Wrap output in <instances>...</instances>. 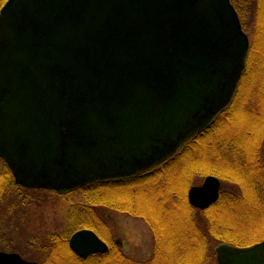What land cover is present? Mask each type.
I'll use <instances>...</instances> for the list:
<instances>
[{
  "label": "water",
  "instance_id": "1",
  "mask_svg": "<svg viewBox=\"0 0 264 264\" xmlns=\"http://www.w3.org/2000/svg\"><path fill=\"white\" fill-rule=\"evenodd\" d=\"M250 39L231 0H6L0 9V156L25 187L60 192L171 157L232 100ZM220 179L188 190L206 209ZM102 252L92 229L69 238ZM264 264V240L215 247ZM0 264H40L0 251Z\"/></svg>",
  "mask_w": 264,
  "mask_h": 264
},
{
  "label": "trees",
  "instance_id": "2",
  "mask_svg": "<svg viewBox=\"0 0 264 264\" xmlns=\"http://www.w3.org/2000/svg\"><path fill=\"white\" fill-rule=\"evenodd\" d=\"M5 1L0 0V8ZM232 2L245 28L248 0ZM252 3L253 36L245 69L229 107L165 162L134 176L98 181L67 192L69 195L79 194L81 201L69 200L72 207L68 210L63 233L58 239L49 240L43 254H40L41 246L33 259L43 264H143L129 259L118 245H114L108 222L97 210L99 206L137 215L148 221L154 234L155 254L145 264H213L214 252L209 239L238 246L264 239L263 234L261 238H253V230L264 227V163L260 157L264 141V0H253ZM246 93L248 97H244ZM244 104L249 107V115L244 111L246 107L243 110ZM245 115H259L262 123L258 127L244 126L242 132L239 128L234 129L231 136L224 133L229 122L236 125L245 122ZM218 139L220 142L215 144ZM213 147L219 152L216 153ZM0 160L3 168L0 170L1 203L12 188L19 186L6 162ZM197 173L202 176L216 174L238 187L237 192L223 191L217 202L199 211L207 218L203 223L200 216L197 218L201 220L194 216L195 209L187 197V189L196 183ZM177 207L181 210H176ZM257 210L262 224L251 223ZM164 213L175 215L172 221L174 228L185 241L188 237L193 240V244L183 243L170 232ZM243 220L247 221L246 224L242 223ZM205 223L207 227L203 226ZM80 227L93 228L112 247L105 254L79 257L70 249L68 239Z\"/></svg>",
  "mask_w": 264,
  "mask_h": 264
},
{
  "label": "rangeland",
  "instance_id": "3",
  "mask_svg": "<svg viewBox=\"0 0 264 264\" xmlns=\"http://www.w3.org/2000/svg\"><path fill=\"white\" fill-rule=\"evenodd\" d=\"M252 2L253 0H248L247 9H245L247 11L245 30L248 33L250 40L252 39V33L254 31V5ZM244 97H248V94L246 93ZM245 107L246 105L244 104L243 110ZM248 108L249 107H246L244 111L249 115L250 113L247 110ZM248 115H245L247 116L245 117V122H239L237 124L238 126L232 121L229 122L224 133L228 136H231L234 129L239 128L242 132L244 126L258 127L262 123V120L258 118L259 115H255L256 117ZM249 133L250 132L247 131V134ZM241 139L243 138L241 137ZM249 140L250 138H248V141ZM219 142L220 140L218 139L215 144ZM217 149L218 148L214 149L216 153L219 152ZM260 152L263 154L262 160L264 163V141L262 142ZM0 170L3 171L2 160H0ZM207 175L208 174L202 176L197 173L194 179V182L196 183H193L192 185L200 184ZM223 182L224 190H231L232 192L238 191V187L235 184L230 183L228 180H223ZM18 186L19 187L12 188L10 193L5 196V201L0 203V250L19 252L25 258L35 260L33 259V256L36 253L38 254L40 251L39 246H43L44 250L42 249L40 253L43 254V251H45V246L49 240H56L60 237L59 235L63 233L66 225L68 210L72 207L69 200L73 199L74 201H81L82 196L79 194L69 195L68 193H58L53 190L38 191L33 188H25L20 184H18ZM189 188L187 190H189ZM145 192L148 193L147 191ZM175 209L181 210V207H177ZM97 210L100 215H102V217H104L108 222V226L113 238L122 240V250L126 256L133 258L136 262L143 264L152 260L155 254V242L154 234L148 221L137 215L120 212L115 209L105 208L102 206L97 207ZM258 215L259 212L257 210L256 215H254V218L251 219V223L262 224V221L258 219ZM198 216H200L202 220H205L202 221L198 218L202 223L206 222L207 218H205V215L199 214ZM173 218H175V215L171 213H164V219L170 227V232L172 234L175 233L174 236L183 240V243L188 244V242H190L193 244V240H190L189 237L188 240L185 241L184 236L178 234L180 232H177V229L174 228L172 222ZM245 221L243 220L242 223L246 224ZM70 223L71 221L69 224ZM207 223L202 225L207 227ZM253 231V238H261V235H264V227ZM216 244L217 242L209 239V245L213 248L214 252V256H212L213 264H216V256L214 251ZM175 250L178 251L180 249L175 248Z\"/></svg>",
  "mask_w": 264,
  "mask_h": 264
},
{
  "label": "flooded vegetation",
  "instance_id": "4",
  "mask_svg": "<svg viewBox=\"0 0 264 264\" xmlns=\"http://www.w3.org/2000/svg\"><path fill=\"white\" fill-rule=\"evenodd\" d=\"M260 157H261V159H262V157H263V154H261L260 155ZM262 162H263V160H262ZM218 177V176H217ZM219 179H220V189H219V197H218V199L220 198V195H221V193L223 192V191H230V192H232L231 190H224L223 189V184H224V182H223V180L220 178V177H218ZM187 194H188V192H187ZM187 197H188V195H187ZM189 202V201H188ZM217 202V201H216ZM189 204H190V202H189ZM192 207H194V209H195V211H194V213H195V217L197 218V216L200 214V210H204V209H201V208H198V207H195V206H193L192 204H190ZM212 205V204H211ZM198 219V218H197ZM153 231V230H152ZM100 236V235H99ZM101 237V236H100ZM70 238V237H69ZM102 238V237H101ZM103 239V238H102ZM105 242H106V244H107V249L105 250V251H102V252H93V253H89V254H87V255H85V256H83V255H80V254H78V253H76L72 248H71V246H70V244H69V239H68V245H69V247H70V249L75 253V254H77L79 257H82V258H85V257H87V256H89V255H91V254H105V253H107L108 252V250L112 247V244L109 242V241H107L106 239H103ZM264 240V239H263ZM112 241L115 243L114 245H118V247H119V249H120V251H122L123 253H124V251L122 250V240H120V239H114L113 238V236H112ZM258 242V241H257ZM235 246H238V245H235ZM40 248H41V246H39V250H40ZM210 250V249H209ZM212 250H213V248H212ZM214 251H215V247H214ZM210 252L212 253V251L210 250ZM125 254V253H124ZM126 255V254H125ZM215 256H216V264H217V253H216V251H215ZM128 257V256H127ZM154 257V256H153ZM129 259H131V260H133V261H135L133 258H130V257H128ZM153 259V258H152ZM38 262L40 263V264H43L41 261H39L38 260ZM136 262V261H135ZM212 264V263H211Z\"/></svg>",
  "mask_w": 264,
  "mask_h": 264
}]
</instances>
